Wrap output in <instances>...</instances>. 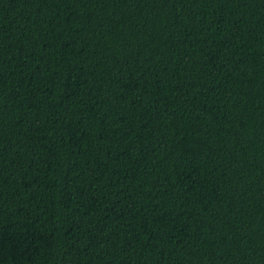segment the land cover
Here are the masks:
<instances>
[{"label": "trees", "instance_id": "trees-1", "mask_svg": "<svg viewBox=\"0 0 264 264\" xmlns=\"http://www.w3.org/2000/svg\"><path fill=\"white\" fill-rule=\"evenodd\" d=\"M0 264H264V0H0Z\"/></svg>", "mask_w": 264, "mask_h": 264}]
</instances>
